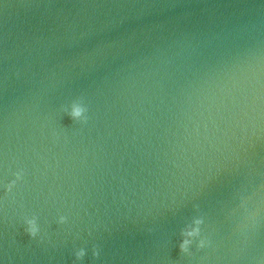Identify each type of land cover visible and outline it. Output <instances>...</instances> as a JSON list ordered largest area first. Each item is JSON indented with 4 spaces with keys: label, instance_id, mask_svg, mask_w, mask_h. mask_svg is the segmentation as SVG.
<instances>
[{
    "label": "water",
    "instance_id": "95a60500",
    "mask_svg": "<svg viewBox=\"0 0 264 264\" xmlns=\"http://www.w3.org/2000/svg\"><path fill=\"white\" fill-rule=\"evenodd\" d=\"M0 264H264V0H0Z\"/></svg>",
    "mask_w": 264,
    "mask_h": 264
},
{
    "label": "clouds",
    "instance_id": "9594fccd",
    "mask_svg": "<svg viewBox=\"0 0 264 264\" xmlns=\"http://www.w3.org/2000/svg\"><path fill=\"white\" fill-rule=\"evenodd\" d=\"M83 110L82 109H80L79 107L78 108H76L75 109V111H74V115L75 116H80L81 115V112H82ZM36 232H37V229L33 226L30 230H29V234L33 237V238H35V235H36ZM187 243H188V241H184V243L181 245V249L182 250H186V245H187ZM84 255V253H83V251H81L79 254H78V256H83ZM97 255H99V253H97Z\"/></svg>",
    "mask_w": 264,
    "mask_h": 264
}]
</instances>
